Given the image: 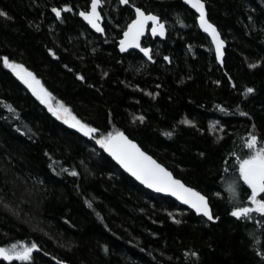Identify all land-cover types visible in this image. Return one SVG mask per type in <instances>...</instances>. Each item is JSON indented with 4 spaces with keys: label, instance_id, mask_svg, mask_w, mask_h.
I'll return each mask as SVG.
<instances>
[{
    "label": "trees",
    "instance_id": "16d2710c",
    "mask_svg": "<svg viewBox=\"0 0 264 264\" xmlns=\"http://www.w3.org/2000/svg\"><path fill=\"white\" fill-rule=\"evenodd\" d=\"M90 1L0 0V247L12 257L0 264H264V210L241 170L264 147V0H204L223 63L183 0H129L167 23L164 41L144 39L155 63L118 49L131 5L105 0L102 36L79 17ZM122 131L206 195L213 218L123 172L103 150Z\"/></svg>",
    "mask_w": 264,
    "mask_h": 264
},
{
    "label": "water",
    "instance_id": "95a60500",
    "mask_svg": "<svg viewBox=\"0 0 264 264\" xmlns=\"http://www.w3.org/2000/svg\"><path fill=\"white\" fill-rule=\"evenodd\" d=\"M184 2L197 14L199 28L209 38L218 62L223 63L226 41L217 26L209 20L205 1L184 0ZM119 3L123 7L130 4L129 0H119ZM131 7L134 11V18L118 39V49L122 54L136 50L148 62L155 63L152 55L153 47L144 45L143 40L147 35H150L164 41L168 32L166 22L162 21L159 15L147 13L136 5H131ZM101 8L102 0H91L89 8L80 10L78 14L95 34L104 36V17ZM166 60L169 62L170 58L167 56ZM27 87L46 105L51 102L46 89L37 79L30 80ZM69 124L85 132V129L76 126L73 122L69 121ZM103 150L123 172L144 188L155 194L173 198L198 216L213 218L210 201L206 195L176 177L170 169L143 150L125 132L111 135L104 144ZM242 174L249 184L256 188L264 180V165L247 164L242 169ZM11 258L8 252L0 247V259L9 261Z\"/></svg>",
    "mask_w": 264,
    "mask_h": 264
},
{
    "label": "rangeland",
    "instance_id": "374dc122",
    "mask_svg": "<svg viewBox=\"0 0 264 264\" xmlns=\"http://www.w3.org/2000/svg\"><path fill=\"white\" fill-rule=\"evenodd\" d=\"M103 3H105V0H102ZM109 1V0H108ZM17 75L26 83L32 79H36L33 73L28 71L27 69L23 67L16 66L14 68ZM48 93V92H47ZM48 107L53 111V113L58 116L59 118L63 120H69L73 122L74 124H77L80 127H85V125L78 120L69 110V108L64 105L59 100H51V102L48 104ZM250 163H258L264 165V147L259 145H254L251 147V151L249 154V157L246 158L243 162H241V170ZM263 185L260 183V185L256 188L252 187V193H251V203L253 207L264 210V201L259 199V193L262 190Z\"/></svg>",
    "mask_w": 264,
    "mask_h": 264
},
{
    "label": "flooded vegetation",
    "instance_id": "af4514ba",
    "mask_svg": "<svg viewBox=\"0 0 264 264\" xmlns=\"http://www.w3.org/2000/svg\"><path fill=\"white\" fill-rule=\"evenodd\" d=\"M184 1V0H183ZM103 2V1H102ZM118 2H119V0H118ZM130 2V1H129ZM120 4V3H119ZM129 5H133V4H129ZM103 6V5H102ZM127 6V5H126ZM89 8V7H88ZM87 8V9H88ZM132 8V7H131ZM141 8V7H140ZM87 9H85V10H87ZM144 10V9H143ZM101 11H102V8H101ZM194 11V10H193ZM195 12V11H194ZM147 13H153V12H147ZM155 14V13H154ZM156 15H158V14H156ZM160 16V15H159ZM162 20V19H161ZM162 21H164V20H162ZM166 22V21H165ZM166 26H167V23H166ZM167 29H168V26H167ZM167 34H168V32H167ZM122 35V34H121ZM147 37H151V38H153L152 36H150V35H147L145 38H147ZM144 38V39H145ZM153 39H158V38H153ZM143 44H144V40H143ZM150 46H152V45H150ZM152 55H153V52H152Z\"/></svg>",
    "mask_w": 264,
    "mask_h": 264
},
{
    "label": "bare ground",
    "instance_id": "6f19581e",
    "mask_svg": "<svg viewBox=\"0 0 264 264\" xmlns=\"http://www.w3.org/2000/svg\"><path fill=\"white\" fill-rule=\"evenodd\" d=\"M102 5H103V2H102Z\"/></svg>",
    "mask_w": 264,
    "mask_h": 264
}]
</instances>
